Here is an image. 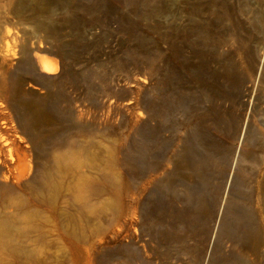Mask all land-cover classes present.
I'll return each mask as SVG.
<instances>
[{"label":"rangeland","instance_id":"374dc122","mask_svg":"<svg viewBox=\"0 0 264 264\" xmlns=\"http://www.w3.org/2000/svg\"><path fill=\"white\" fill-rule=\"evenodd\" d=\"M0 133V264H264V0H0Z\"/></svg>","mask_w":264,"mask_h":264},{"label":"bare ground","instance_id":"6f19581e","mask_svg":"<svg viewBox=\"0 0 264 264\" xmlns=\"http://www.w3.org/2000/svg\"><path fill=\"white\" fill-rule=\"evenodd\" d=\"M41 71L46 74H49L51 73L52 70L50 68H45ZM4 140H5L6 145L11 143L9 138L4 137V135L0 133V141H4ZM75 150L76 148L73 147L71 144H69L67 149L65 150H60L57 147H54L52 149V154H53L52 156L54 157L53 158L54 163L49 167L48 170H45L47 169L45 168L46 166H44V168L43 166L42 167L40 166L37 169L36 179H38L40 182V185H41V188L39 189L40 191H44V190L49 191V190L56 188V184H57L56 178L57 177L59 178L63 174L69 172L73 166V163L77 161L78 154L76 153ZM192 162H193L192 158H189L188 164L190 166L193 165ZM111 177L113 179V176ZM112 179L108 176H104L101 179V181L99 180V182L97 183L88 182L84 185L82 189V201H83V204L85 205L84 206L85 208L87 209L91 208L90 201H89L91 197L90 195L98 192V190H100L103 186L111 184L110 182L112 181ZM13 217L14 218L2 217L0 215V246L3 249L9 252H12V253L13 252L23 253V250L20 247H18L19 245H17V243L19 242L20 238H22L23 236L27 234L28 225L26 224L24 220L18 221L17 218H15V216ZM221 228L224 230L226 227H221ZM243 229L244 227L241 229L240 235H238L234 239V241L242 243V244H247L248 241L251 239L253 240V243L250 245L251 247L255 245H258V246L264 245V234L262 232V229L264 228L260 229L258 227H245V230ZM242 233L244 237L249 239V240H246L247 242L243 241L242 236H241ZM253 248L255 249V247ZM257 250L259 251V249ZM260 251H261V247H260ZM263 254H264V251H263ZM27 255L30 256L29 254Z\"/></svg>","mask_w":264,"mask_h":264}]
</instances>
